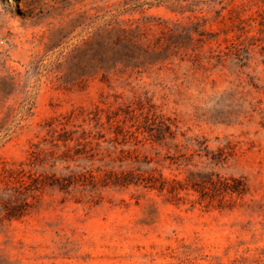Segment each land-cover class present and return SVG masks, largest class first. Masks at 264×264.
I'll list each match as a JSON object with an SVG mask.
<instances>
[{
  "label": "rangeland",
  "instance_id": "obj_1",
  "mask_svg": "<svg viewBox=\"0 0 264 264\" xmlns=\"http://www.w3.org/2000/svg\"><path fill=\"white\" fill-rule=\"evenodd\" d=\"M0 264H264V0H0Z\"/></svg>",
  "mask_w": 264,
  "mask_h": 264
}]
</instances>
